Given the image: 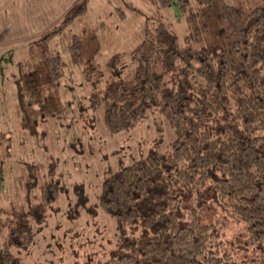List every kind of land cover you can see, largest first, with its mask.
Masks as SVG:
<instances>
[{
	"label": "trees",
	"instance_id": "trees-1",
	"mask_svg": "<svg viewBox=\"0 0 264 264\" xmlns=\"http://www.w3.org/2000/svg\"><path fill=\"white\" fill-rule=\"evenodd\" d=\"M148 1L166 8L172 0ZM89 3L78 0L27 49L16 85L29 128L63 112L57 90L64 63L50 43L86 16ZM179 7L183 47L155 16L146 17L135 46L113 53L104 67L98 28L84 27L68 44L91 107L103 110L111 133L133 127L152 108L175 132L169 152L150 151L106 171L99 207L141 231L125 237L106 264H264V0H179ZM119 12L124 19L126 10ZM43 190L33 221L57 196L51 183ZM207 193L224 222L202 221ZM229 219L243 225L241 232L227 228ZM32 239L30 221L13 222L0 264H24L10 246L24 248Z\"/></svg>",
	"mask_w": 264,
	"mask_h": 264
},
{
	"label": "rangeland",
	"instance_id": "rangeland-1",
	"mask_svg": "<svg viewBox=\"0 0 264 264\" xmlns=\"http://www.w3.org/2000/svg\"><path fill=\"white\" fill-rule=\"evenodd\" d=\"M77 1L0 0V153L5 155L0 162V253L12 223L28 220L33 227L30 244L10 246L24 264H106L125 237L141 232L121 226L99 207L106 171L127 166L150 151L167 153L175 138L174 128L158 108L150 109L128 130L111 133L103 110L91 107L81 67L72 63L68 44L72 34L84 27L98 28L99 63L104 67L113 53L129 52L142 34L146 17L155 16L166 22L183 47L186 20L179 0L166 8L148 0H90L86 16L50 43L64 63L57 90L62 114L42 116L31 128L22 122L16 83L27 49ZM125 2H132L138 11ZM121 8L126 10L124 19ZM48 183L57 189L56 199L43 205L41 221H33L31 208L44 198L43 186ZM209 197L207 193L201 198L205 200L200 202L202 221L227 220L207 202ZM226 225L238 232L243 226L230 219Z\"/></svg>",
	"mask_w": 264,
	"mask_h": 264
}]
</instances>
